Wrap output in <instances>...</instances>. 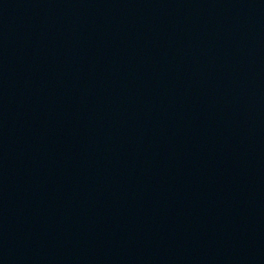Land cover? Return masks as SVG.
I'll use <instances>...</instances> for the list:
<instances>
[{
  "label": "water",
  "instance_id": "obj_1",
  "mask_svg": "<svg viewBox=\"0 0 264 264\" xmlns=\"http://www.w3.org/2000/svg\"><path fill=\"white\" fill-rule=\"evenodd\" d=\"M0 264H264V0H0Z\"/></svg>",
  "mask_w": 264,
  "mask_h": 264
}]
</instances>
